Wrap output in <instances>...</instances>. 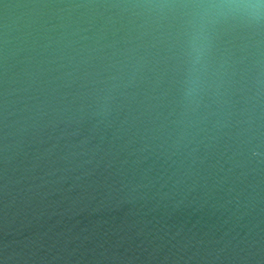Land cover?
<instances>
[{"label":"water","instance_id":"water-1","mask_svg":"<svg viewBox=\"0 0 264 264\" xmlns=\"http://www.w3.org/2000/svg\"><path fill=\"white\" fill-rule=\"evenodd\" d=\"M0 264H264V0H0Z\"/></svg>","mask_w":264,"mask_h":264}]
</instances>
